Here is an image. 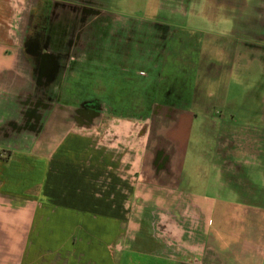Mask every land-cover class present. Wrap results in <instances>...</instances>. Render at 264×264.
Here are the masks:
<instances>
[{
    "label": "crops",
    "instance_id": "crops-1",
    "mask_svg": "<svg viewBox=\"0 0 264 264\" xmlns=\"http://www.w3.org/2000/svg\"><path fill=\"white\" fill-rule=\"evenodd\" d=\"M67 3L0 0V113L17 105L11 112L31 121L17 142L0 145V264H264V100L256 121L191 110L166 117L159 136L152 119H127L126 142L140 144L122 147L101 144L104 131L74 129L55 109L42 125L28 118L24 100L47 105L50 54L24 50L28 27L38 11L52 16ZM250 15H240V30L264 58V0ZM194 122L202 191L182 187ZM98 221L105 230L92 228Z\"/></svg>",
    "mask_w": 264,
    "mask_h": 264
},
{
    "label": "rangeland",
    "instance_id": "rangeland-1",
    "mask_svg": "<svg viewBox=\"0 0 264 264\" xmlns=\"http://www.w3.org/2000/svg\"><path fill=\"white\" fill-rule=\"evenodd\" d=\"M40 1L68 3L52 10V16L50 10L38 11V21L26 33L24 50H50L41 75L49 79L47 105L34 104L36 91L34 105L28 107L23 99L25 114L35 124L42 125V115L55 109L70 116L74 129L82 127L92 136L104 131L101 144L122 147L140 144L126 142L127 119H152L147 125L159 136L166 117L191 110L212 117L230 112L250 121L260 116L264 58L255 47L260 43L249 39H255L250 30L247 35L240 30V15L247 11L250 18L260 0ZM47 29L54 31L49 38ZM51 51L59 57L53 59ZM6 107L8 114L0 113V145L17 142L18 133L31 125L22 113L11 112L17 105ZM196 124L183 161L187 191L191 186L202 191L206 174L196 171L194 151L203 145ZM213 124L222 128V122ZM96 225L107 227L98 221L92 228Z\"/></svg>",
    "mask_w": 264,
    "mask_h": 264
},
{
    "label": "flooded vegetation",
    "instance_id": "flooded-vegetation-1",
    "mask_svg": "<svg viewBox=\"0 0 264 264\" xmlns=\"http://www.w3.org/2000/svg\"><path fill=\"white\" fill-rule=\"evenodd\" d=\"M87 8H85V10H86ZM89 10H90V8H89ZM87 11V10H86Z\"/></svg>",
    "mask_w": 264,
    "mask_h": 264
}]
</instances>
